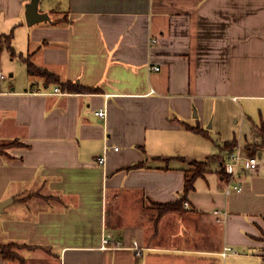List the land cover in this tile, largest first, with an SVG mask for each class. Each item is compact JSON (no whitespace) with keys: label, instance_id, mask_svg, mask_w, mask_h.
<instances>
[{"label":"crops","instance_id":"1","mask_svg":"<svg viewBox=\"0 0 264 264\" xmlns=\"http://www.w3.org/2000/svg\"><path fill=\"white\" fill-rule=\"evenodd\" d=\"M28 2L0 0V37L25 34L14 56L0 43V244L24 261L0 264H264L261 139L226 195L224 143L240 141L208 131L264 102V0H62L32 26ZM25 57L60 83L29 75ZM192 162L202 175L160 214Z\"/></svg>","mask_w":264,"mask_h":264},{"label":"rangeland","instance_id":"2","mask_svg":"<svg viewBox=\"0 0 264 264\" xmlns=\"http://www.w3.org/2000/svg\"><path fill=\"white\" fill-rule=\"evenodd\" d=\"M61 1L62 0H39L38 10L40 12H45L47 11L45 9H48V7L56 8L55 11L57 10V13H53V14L54 16H59L61 13L59 10V7L61 6ZM24 35H25L24 31H20V30L14 31L13 43L17 45V49L18 47H23L22 44L25 41ZM247 109L253 113V117L251 116L252 120L250 121L249 120L242 121L240 115H238V116L232 117V119L230 118L225 121V123L223 124L222 132H219L220 134H218V131H216L215 128H212V127L208 128V131L212 139L216 143H219V144H221V142H223L224 139L230 138L233 135L236 136V140L239 139L240 143H239V146L234 148L232 152H235V153L238 152L242 156H248L249 154V152L244 148V145L246 143H253L255 141L257 142L260 141L261 139L260 127L261 126L264 127V102H260V103L253 102L249 104V107H247ZM253 123H255V125H253ZM208 126L209 124L207 125V127ZM251 154L256 156L257 160L260 162L261 159L258 158V156L256 155V152H252ZM211 157H216V156H211ZM215 159L217 158H214L212 162H216L217 160ZM0 242L4 244V242L2 241ZM12 251L18 255V247L12 248ZM14 260H17V259H14Z\"/></svg>","mask_w":264,"mask_h":264},{"label":"trees","instance_id":"3","mask_svg":"<svg viewBox=\"0 0 264 264\" xmlns=\"http://www.w3.org/2000/svg\"><path fill=\"white\" fill-rule=\"evenodd\" d=\"M52 13H57V10H53L51 11ZM61 20H55L53 21L54 23H58ZM13 37V33L11 32L8 35L5 36H1L0 37V43L3 41L8 49V51L11 53V55L14 56V51L11 47V40ZM22 61L26 64V68H27V72L29 75H33V76H39V77H43L45 79V81L47 82H54V83H60L58 78L51 72H48L46 69L40 68L35 66L27 57L25 58H21ZM62 87L70 90V91H76V92H91L93 91V89H89V88H85L82 87L76 83H70V82H65L61 84ZM187 128H189L192 131L198 132V133H202V131L198 128V127H193V126H187ZM261 132V141L257 144H254L253 146H251L250 148H260L262 150H264V132L262 130H260ZM9 145V144H7ZM7 145H2L0 144V153H2L3 149L8 147ZM237 143L235 142V140H231L230 142H225L224 143V148L228 149L229 151H233L234 148H236ZM192 165L194 166V170L190 171V173L188 175H186V179H185V183H184V188H183V195L180 198L179 203H173V204H164L159 206L158 208V212L160 214L170 211V210H176L179 209L181 202L185 199L186 194L192 190L193 188V183L195 178H197L198 176L202 175L203 172V163L201 162H192ZM16 247H20L18 246V244L15 243H9V244H0V254L4 259H8V260H14L17 259L19 260L21 263H23L24 261L22 260V258L17 255L15 252L12 251V248H16Z\"/></svg>","mask_w":264,"mask_h":264},{"label":"built area","instance_id":"4","mask_svg":"<svg viewBox=\"0 0 264 264\" xmlns=\"http://www.w3.org/2000/svg\"><path fill=\"white\" fill-rule=\"evenodd\" d=\"M155 42V40H153ZM152 70H158V67H151ZM6 79V74H4L2 71H0V85L2 81ZM54 92H59L58 88L54 89ZM98 117L104 118L106 112L105 110H98L95 113ZM108 149V146L104 147V150ZM114 150H117L115 147ZM98 163L103 165L104 164V156H101L98 158ZM222 168L224 173L226 174L228 178V183L225 188V194L230 195L234 192H240L241 191V184L238 181V177L240 174V171L243 169L247 170H254L258 166V160L256 156H242L238 152H228L225 157L223 158L222 162ZM184 206L187 207V203L184 202ZM103 244H106L108 242V237H104L102 240ZM132 249L135 251L137 255L141 254L142 249L137 246L136 242H134ZM222 256L226 255H237V252L232 249L231 247H224L223 251L221 252Z\"/></svg>","mask_w":264,"mask_h":264},{"label":"water","instance_id":"5","mask_svg":"<svg viewBox=\"0 0 264 264\" xmlns=\"http://www.w3.org/2000/svg\"><path fill=\"white\" fill-rule=\"evenodd\" d=\"M39 0H30L25 5L24 19L27 26H32L36 23L43 21H50V17L46 12H40L38 10ZM11 200H5L0 203V211L2 208L7 205Z\"/></svg>","mask_w":264,"mask_h":264}]
</instances>
